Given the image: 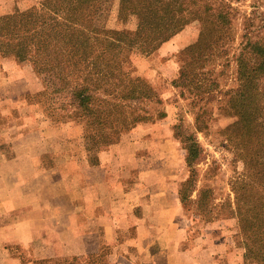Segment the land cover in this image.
I'll return each instance as SVG.
<instances>
[{
    "label": "rangeland",
    "instance_id": "374dc122",
    "mask_svg": "<svg viewBox=\"0 0 264 264\" xmlns=\"http://www.w3.org/2000/svg\"><path fill=\"white\" fill-rule=\"evenodd\" d=\"M40 1L0 0L2 62L7 63L9 58L2 54L7 33L4 16L16 8L26 10ZM226 1L237 11L228 32L221 34L222 40L210 49L198 50L192 56L188 54L190 45L211 39L208 26L196 16L188 18L154 53L133 56L135 74L152 87L154 98L131 101V106L122 114L98 122L96 116L86 114L78 104H73L66 93L53 100L49 92L39 95L44 81L35 71L36 90L27 93L24 99L34 103L36 109L25 107L24 111L32 119L39 115L35 126L43 115L51 125H65L72 135L71 141L80 131L93 158L98 159L101 152L114 149L111 156L118 161L114 167L124 165L126 171L133 169L139 158L153 159L155 155L148 151L147 141L168 144L161 152H172L174 156L169 158L182 167L178 187L180 198L185 197L184 201L181 199L184 207L181 222L193 220L192 237L204 245L198 264H263L256 258L245 257L247 247L263 239L257 221L243 222L235 211L247 161L239 144L241 130L231 96L232 90L240 85L238 68L243 35L251 31L256 39L264 33V0ZM118 9L119 0H102L96 24L135 30L137 19L119 22ZM23 65L26 64H19ZM185 67L200 74L202 81L197 79L191 87L175 86L174 80ZM24 75L29 76L27 72ZM21 79L25 80V76ZM21 84L14 85L17 91L23 89ZM17 111L10 119L11 126L21 121L22 113ZM137 115L146 118L134 121ZM7 122L4 118L2 125L9 126ZM189 155L191 165L187 162ZM164 166L170 167L166 162Z\"/></svg>",
    "mask_w": 264,
    "mask_h": 264
},
{
    "label": "crops",
    "instance_id": "0c3cea01",
    "mask_svg": "<svg viewBox=\"0 0 264 264\" xmlns=\"http://www.w3.org/2000/svg\"><path fill=\"white\" fill-rule=\"evenodd\" d=\"M36 76L31 65L0 58V264H198L204 245L192 237L193 220L181 222L182 167L161 152L169 145L147 141L155 156L127 171L114 167L112 148L91 157L80 131L71 141L65 125L43 115L35 126L39 115H26L36 109L24 99ZM17 110L21 121L11 126Z\"/></svg>",
    "mask_w": 264,
    "mask_h": 264
},
{
    "label": "trees",
    "instance_id": "16d2710c",
    "mask_svg": "<svg viewBox=\"0 0 264 264\" xmlns=\"http://www.w3.org/2000/svg\"><path fill=\"white\" fill-rule=\"evenodd\" d=\"M101 1L42 0L26 10L16 8L3 18L7 33L2 51L19 64L33 66L44 81L39 95L49 92L53 100L66 93L98 122L122 114L131 101L154 98L152 87L135 74L134 55L154 53L188 18L196 16L208 26L211 39L190 45L188 54L210 49L228 32L237 11L226 0H119V22L137 19L136 29L130 30L98 26ZM251 33L243 35L240 85L231 96L247 161L235 211L243 222L257 221L263 239L248 246L245 257L264 264V33L256 39ZM199 76L185 67L173 84L191 87L197 79L202 81ZM145 118L137 115L134 121ZM187 162L191 165L190 155ZM42 264H80V260L58 258Z\"/></svg>",
    "mask_w": 264,
    "mask_h": 264
}]
</instances>
